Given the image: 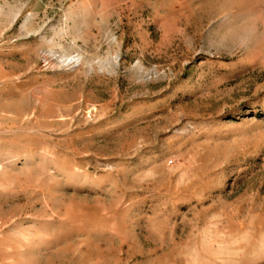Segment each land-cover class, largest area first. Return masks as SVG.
<instances>
[{
    "label": "rangeland",
    "instance_id": "1",
    "mask_svg": "<svg viewBox=\"0 0 264 264\" xmlns=\"http://www.w3.org/2000/svg\"><path fill=\"white\" fill-rule=\"evenodd\" d=\"M0 264H264V0H0Z\"/></svg>",
    "mask_w": 264,
    "mask_h": 264
}]
</instances>
